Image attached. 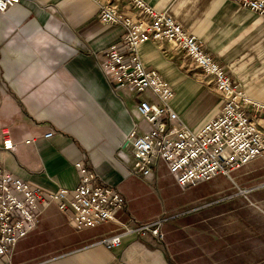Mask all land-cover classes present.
I'll list each match as a JSON object with an SVG mask.
<instances>
[{
	"label": "crops",
	"instance_id": "obj_1",
	"mask_svg": "<svg viewBox=\"0 0 264 264\" xmlns=\"http://www.w3.org/2000/svg\"><path fill=\"white\" fill-rule=\"evenodd\" d=\"M145 1L171 14L239 87L264 101L263 17L231 0ZM107 2L136 15L129 0H20L0 11V165L52 192L79 183L80 162L127 201L114 220L85 228L50 204L0 264H264V155L186 188L163 162L147 177L130 174L128 133L149 128L137 104L155 99L111 85L101 71L103 51L122 35L121 26L97 18ZM138 53L173 87L182 124L198 131L220 112L212 77L172 42H144ZM3 128L12 151L3 149ZM155 220L163 238L124 232ZM114 233L118 248L99 242Z\"/></svg>",
	"mask_w": 264,
	"mask_h": 264
},
{
	"label": "built area",
	"instance_id": "obj_2",
	"mask_svg": "<svg viewBox=\"0 0 264 264\" xmlns=\"http://www.w3.org/2000/svg\"><path fill=\"white\" fill-rule=\"evenodd\" d=\"M20 0H0L5 12ZM264 18V0H231ZM135 9L132 17L111 3L99 4L97 18L122 28L118 41L103 51L101 71L113 86L129 87L136 93L149 91L155 101L140 100L137 109L149 124L148 130L128 133L132 144L130 174L147 177L159 162L166 164L175 182L183 187L196 186L217 174L228 173L264 155V101L250 97L224 71L197 37L187 32L171 14L160 11L145 0H129ZM172 42L204 74L212 77L214 89L223 98L220 112L198 131L180 122L171 105L173 87L156 69L141 60L138 47L144 42ZM3 149L14 150L8 128L2 129ZM49 131L43 136H52ZM32 139H26L29 143ZM79 183L71 189L45 191L32 187L0 165V256L9 257L17 242L34 230L45 207L55 204L76 228L94 227L114 220L126 206V198L116 187L100 181L96 174L75 163ZM160 220L143 223L124 232L150 231L163 238ZM121 233L103 237L107 249L118 248Z\"/></svg>",
	"mask_w": 264,
	"mask_h": 264
}]
</instances>
